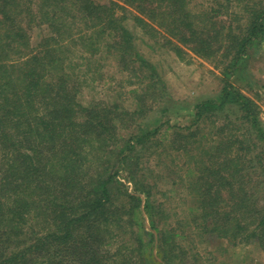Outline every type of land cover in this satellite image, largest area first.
Instances as JSON below:
<instances>
[{"label": "trees", "instance_id": "16d2710c", "mask_svg": "<svg viewBox=\"0 0 264 264\" xmlns=\"http://www.w3.org/2000/svg\"><path fill=\"white\" fill-rule=\"evenodd\" d=\"M262 1L204 0L207 7L194 11L192 0H42L28 13L39 17L50 35L29 49L28 34L18 23L27 7L21 0H0V264H151L147 251H140L147 242L143 235L138 254L128 242L106 249L104 237L117 213L112 198L127 189L124 183L135 192H126L129 209L139 212L142 223L146 214L153 225L157 264L187 257L178 240L189 238L188 224L201 241L255 243L264 253V197L252 180L258 169L264 172L263 153L255 152V132L262 134L259 110L231 81L248 48L264 41ZM127 7L134 25L151 39L162 36L181 60L186 49L208 60L229 59L218 97L196 103L187 127H171L175 141L182 138L181 147L192 155L181 167L192 219L178 231L158 225L154 194L143 185L138 162L130 160L134 146L144 149L161 126L139 129L113 156L89 158L109 129L98 121V104L75 101L76 73L91 59L85 55L105 47L124 59L137 57ZM75 53L79 64L70 60ZM228 106L236 110L239 127L220 116ZM208 123L214 131L205 144Z\"/></svg>", "mask_w": 264, "mask_h": 264}, {"label": "rangeland", "instance_id": "374dc122", "mask_svg": "<svg viewBox=\"0 0 264 264\" xmlns=\"http://www.w3.org/2000/svg\"><path fill=\"white\" fill-rule=\"evenodd\" d=\"M41 1L21 0L27 10L22 13L18 23L28 34L29 49L38 47V44L50 35L47 26L39 23V17L28 13L29 8L32 13L36 12V4H40ZM95 1L105 3L107 0ZM205 5L204 0L191 2L194 11H202L207 7ZM126 10L127 25L135 36V48L132 53H136L137 57L132 56L131 60L124 59L113 49L109 50V53L105 47H98L99 52L96 55H85L91 58L89 67L75 72L79 77L76 78L80 81V90L75 95V101L86 107L98 104L95 108L98 121L109 129L108 134L103 132L98 139L99 149L92 151L88 157L98 156V153L103 156L112 153L113 156L118 151L117 147H123L125 141L136 135L139 129H154L161 126L159 133L145 142L144 149H141L140 145L134 146L130 160L138 162L139 167L142 168L139 175H143V185H149L151 193L154 194L155 211L160 214L159 217H155L160 223L158 225H164L170 232L178 231L186 220L192 219V214L186 210L190 197L187 195L189 190L184 179V170L181 168L192 155L184 152L181 147L184 145L182 138L175 141V130L171 127H187L195 119L196 103L218 97L222 87L224 67L229 59L222 60L224 62L218 58L208 60L186 49L187 54L181 60L170 50L162 36L151 39L134 25L131 19L133 11L129 7ZM118 13L124 15L122 11ZM24 47L26 46H23V49ZM76 55L75 53L72 57L70 54V60L79 64L81 58ZM238 65L240 68L238 76L231 77V81L258 107V127L262 134L255 132L257 134L255 152L256 155L262 152L264 160V147H262L264 41L254 42ZM122 110L128 113L134 112V115L127 116L125 113L123 115ZM235 111L231 106L220 116L228 115V118L239 127L241 123ZM211 131H214L213 125L208 123L204 131L207 135L205 144L211 142ZM1 163L0 150V166ZM252 177L253 182L258 183L256 184L258 195L261 193L264 197V172L261 173L258 169ZM124 184L127 189L123 187L124 189L115 191L112 198L113 208H117V213L110 234L104 237V241L108 243L106 249L112 251L119 243L128 242L131 248L129 250H133V254L135 251L138 254L136 249L137 247L140 249L138 239L143 235V242H147L146 247L140 251L146 250L148 254L145 255L150 256L151 264H157L158 262L154 260H158L159 241L155 239V233L151 229L153 225L146 214L142 223V219L138 216L139 212L129 209L131 204L126 192L132 194L135 192L131 190L129 183ZM140 214L143 215V212ZM185 231V235L189 238L178 242L188 255L187 257L180 255L176 259L177 263L180 260L181 264H264V253L255 243H242L232 247L227 241L215 237L206 239V242L199 240L200 234H195L190 224L186 226Z\"/></svg>", "mask_w": 264, "mask_h": 264}]
</instances>
